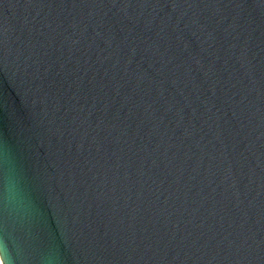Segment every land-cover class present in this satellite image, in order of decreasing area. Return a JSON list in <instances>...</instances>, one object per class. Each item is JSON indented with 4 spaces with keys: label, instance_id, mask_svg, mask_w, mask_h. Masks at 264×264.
Instances as JSON below:
<instances>
[{
    "label": "water",
    "instance_id": "obj_1",
    "mask_svg": "<svg viewBox=\"0 0 264 264\" xmlns=\"http://www.w3.org/2000/svg\"><path fill=\"white\" fill-rule=\"evenodd\" d=\"M0 264H264V0H0Z\"/></svg>",
    "mask_w": 264,
    "mask_h": 264
}]
</instances>
